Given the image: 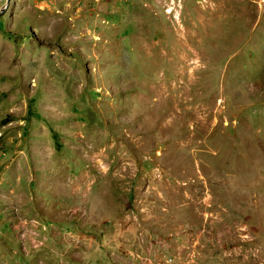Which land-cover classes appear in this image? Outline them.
<instances>
[{
  "label": "rangeland",
  "instance_id": "374dc122",
  "mask_svg": "<svg viewBox=\"0 0 264 264\" xmlns=\"http://www.w3.org/2000/svg\"><path fill=\"white\" fill-rule=\"evenodd\" d=\"M0 264H264V0H9Z\"/></svg>",
  "mask_w": 264,
  "mask_h": 264
},
{
  "label": "water",
  "instance_id": "95a60500",
  "mask_svg": "<svg viewBox=\"0 0 264 264\" xmlns=\"http://www.w3.org/2000/svg\"><path fill=\"white\" fill-rule=\"evenodd\" d=\"M8 2H9V0L7 1V5H8ZM7 5L0 9V16H2L4 14V12H5L6 8H7Z\"/></svg>",
  "mask_w": 264,
  "mask_h": 264
}]
</instances>
